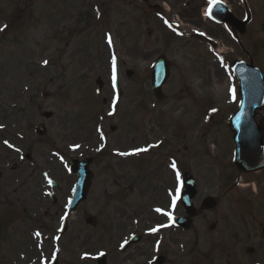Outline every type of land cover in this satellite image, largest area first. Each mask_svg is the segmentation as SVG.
<instances>
[{"label":"rangeland","instance_id":"1","mask_svg":"<svg viewBox=\"0 0 264 264\" xmlns=\"http://www.w3.org/2000/svg\"><path fill=\"white\" fill-rule=\"evenodd\" d=\"M228 1L243 17L239 1ZM245 2L252 22L240 36L224 34L204 15L178 20L169 9L163 14L170 21H148L140 0H0V264L27 263L20 256L30 252L20 239L51 208V193L58 204L51 213L64 217L75 180L71 160L86 157L95 158L88 199L66 216L72 262L82 231L89 230L84 218L96 217L116 196L147 203L151 219H160L156 209L185 216L170 205L181 186L176 171H186L197 183L196 209L209 197L217 206L175 233L177 264H264V171H237L227 125L240 102L231 65L251 60L264 74V0ZM197 33L216 40L197 39ZM113 56L119 100L111 88ZM159 56L168 60L170 77L157 100L150 75ZM98 78L105 84L101 95ZM45 113L52 118L45 120ZM256 121L263 124L264 109ZM40 123L44 138L34 133ZM27 133L32 144L24 140L19 150V136ZM133 148L148 150L138 159L118 158Z\"/></svg>","mask_w":264,"mask_h":264},{"label":"flooded vegetation","instance_id":"2","mask_svg":"<svg viewBox=\"0 0 264 264\" xmlns=\"http://www.w3.org/2000/svg\"><path fill=\"white\" fill-rule=\"evenodd\" d=\"M147 8L145 14L155 19L162 18V20L170 21L164 16V9L172 10L174 14L171 17L176 16L184 19L185 21L190 20L192 22L195 19L200 18L203 11H206L205 7L209 0H140ZM229 2L228 0H223ZM170 6V7H169ZM238 12L243 10L244 16L237 17L239 20H243L246 17L247 9L245 0H239ZM148 14H147V13ZM191 13L192 16H189ZM176 14V15H175ZM151 17V18H152ZM206 19L209 20L207 17ZM174 20V18H172ZM174 22H176L174 20ZM183 22V21H182ZM213 27L222 29L224 34L230 35L231 32L236 35V32L229 25H216L213 21H210ZM177 29V25L174 26ZM247 33V31H246ZM245 33V34H246ZM152 35V33H151ZM197 39L201 40H216L209 34L201 36L195 34ZM240 42V40H239ZM241 49H244L241 46ZM31 134H22L19 136L17 144L19 148L22 147L23 141H29ZM136 150L135 148L129 149L128 153H132ZM144 152L138 155H127L123 156L118 153V158L122 159H138ZM27 156L30 155H26ZM182 172L180 171V174ZM103 200V199H102ZM112 200V199H111ZM120 196L113 198V201L103 202L102 212L98 215L93 216L91 223L93 227L87 225V218H84V223L88 226L89 230L84 229L80 235L79 252L74 257L75 261L72 262L71 243L68 238L69 227L66 225L63 234L58 231L59 222L56 213H51V210H58L57 199L52 202V206L47 211H44L42 216H38L34 224V228L30 231L29 237L22 238L23 245L21 248H25L26 252H30V255L20 256V259L26 264H50L52 263L54 249L59 248L62 252V261L57 257L56 264H177L176 259V247L178 244V236L176 232L178 229L167 226V217L165 213L157 212L159 215L151 219L150 207L147 203H132L130 204ZM119 205V206H118ZM110 208V213L103 212ZM167 208V207H166ZM181 209L180 205L174 208V211ZM64 209H61L63 211ZM156 213V212H155ZM61 214V213H60ZM59 214V215H60ZM110 216V217H109ZM176 216L173 214L172 218ZM180 216V215H179ZM162 219L166 220L163 221ZM54 221V224H53ZM152 224V225H151ZM36 226V227H35ZM38 226V227H37ZM152 229H158V231H151ZM170 233L168 234L167 232ZM36 233H40L39 236ZM44 247V249L42 248ZM58 252V249H57ZM59 253V252H58ZM104 255V260L99 259L101 254ZM87 254V256L85 255ZM50 257H49V256Z\"/></svg>","mask_w":264,"mask_h":264},{"label":"water","instance_id":"3","mask_svg":"<svg viewBox=\"0 0 264 264\" xmlns=\"http://www.w3.org/2000/svg\"><path fill=\"white\" fill-rule=\"evenodd\" d=\"M212 17L219 23L228 22L241 33L244 32L245 26L250 22V19L243 23L236 21L222 4H217L212 12ZM233 71L239 80L241 96L239 109L229 120L235 147L234 163L238 170L252 173L264 169V126H258L255 121L256 112L264 108V76L252 64L247 65L242 62L235 63ZM132 75L131 72L128 73L129 77ZM168 77L169 65L165 58H160L156 62L152 73V87L158 99L161 98L162 87ZM96 87L100 94L103 88L101 80L97 81ZM117 92L120 93L118 87ZM47 117L50 118L51 115H47ZM39 132L43 134L42 126ZM91 163L92 160L90 159L84 162H73L72 168L79 179L70 203V210H75L86 199L90 187L89 166ZM183 185L185 191L181 195V201L188 217L176 219V225L187 229L190 227L191 219L197 215L193 205V200L197 195V186L190 174L184 176ZM215 207L216 202L214 199L208 198L202 203L201 211H209Z\"/></svg>","mask_w":264,"mask_h":264},{"label":"snow or ice","instance_id":"4","mask_svg":"<svg viewBox=\"0 0 264 264\" xmlns=\"http://www.w3.org/2000/svg\"><path fill=\"white\" fill-rule=\"evenodd\" d=\"M210 12H211V9H210ZM6 27V26H5ZM4 29L3 28H0V31H3ZM109 43L111 44V38L109 37ZM45 64L48 63V61H44ZM116 82H117V75H116V59L115 57H113V62H112V83H113V88L116 87ZM233 96H234V90H233ZM215 111V110H213ZM5 143H7V141H5ZM76 147H79V145H77ZM148 149H136L134 150V152L132 153H128V152H122L120 153V155H123V156H127V155H138L139 153L141 152H144V151H147ZM171 167L173 168V170H176L177 169V164L175 162L172 163ZM176 181L179 183L180 181V173L179 171H176ZM179 192H180V188L177 187L176 188V196L173 198V201H172V204L173 206L175 205L176 203V199L179 198ZM157 212H160L161 209H156ZM166 215H169V218L171 219V215L168 214V213H165ZM151 231L155 232V231H158V229H152ZM37 236L40 235V233H36ZM87 256V254H85Z\"/></svg>","mask_w":264,"mask_h":264}]
</instances>
